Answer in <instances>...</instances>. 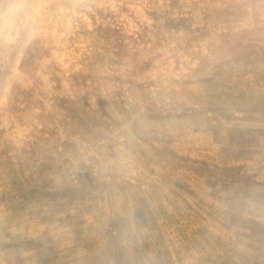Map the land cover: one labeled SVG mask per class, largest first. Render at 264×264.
Listing matches in <instances>:
<instances>
[{
    "label": "rangeland",
    "instance_id": "374dc122",
    "mask_svg": "<svg viewBox=\"0 0 264 264\" xmlns=\"http://www.w3.org/2000/svg\"><path fill=\"white\" fill-rule=\"evenodd\" d=\"M0 264H264V0H0Z\"/></svg>",
    "mask_w": 264,
    "mask_h": 264
}]
</instances>
